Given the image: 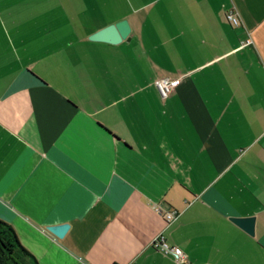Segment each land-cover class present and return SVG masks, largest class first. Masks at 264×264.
Returning a JSON list of instances; mask_svg holds the SVG:
<instances>
[{
  "label": "crops",
  "instance_id": "0c3cea01",
  "mask_svg": "<svg viewBox=\"0 0 264 264\" xmlns=\"http://www.w3.org/2000/svg\"><path fill=\"white\" fill-rule=\"evenodd\" d=\"M0 219L39 264H264V0H0Z\"/></svg>",
  "mask_w": 264,
  "mask_h": 264
},
{
  "label": "built area",
  "instance_id": "2783aa9c",
  "mask_svg": "<svg viewBox=\"0 0 264 264\" xmlns=\"http://www.w3.org/2000/svg\"><path fill=\"white\" fill-rule=\"evenodd\" d=\"M226 19L232 26H238L240 24L238 15L233 9L226 12ZM250 43V40L246 41V44ZM179 84L178 79H170L167 77H158L153 81V85L158 91L161 97H167L169 93L177 87ZM154 210L163 215L166 222H171L179 215L178 210H166L163 211L160 206L154 205ZM151 247L160 251L164 255L173 257L176 262H185L186 253L184 250L177 246L169 245L163 233L156 234L150 243Z\"/></svg>",
  "mask_w": 264,
  "mask_h": 264
},
{
  "label": "water",
  "instance_id": "95a60500",
  "mask_svg": "<svg viewBox=\"0 0 264 264\" xmlns=\"http://www.w3.org/2000/svg\"><path fill=\"white\" fill-rule=\"evenodd\" d=\"M130 25L127 20L119 21L115 24L109 25L98 32L92 34L89 39L94 41H102L107 43L116 44L125 40L130 33ZM232 221L245 230L248 234L252 235L254 232V217H236ZM69 228L68 224H58L48 226L47 229L55 236L62 238Z\"/></svg>",
  "mask_w": 264,
  "mask_h": 264
},
{
  "label": "trees",
  "instance_id": "16d2710c",
  "mask_svg": "<svg viewBox=\"0 0 264 264\" xmlns=\"http://www.w3.org/2000/svg\"><path fill=\"white\" fill-rule=\"evenodd\" d=\"M0 264H39L19 242L13 228L0 219Z\"/></svg>",
  "mask_w": 264,
  "mask_h": 264
}]
</instances>
